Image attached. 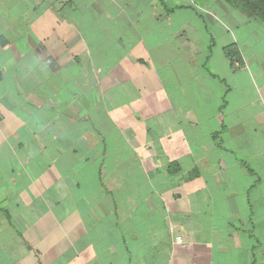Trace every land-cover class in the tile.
Masks as SVG:
<instances>
[{
	"label": "crops",
	"instance_id": "obj_1",
	"mask_svg": "<svg viewBox=\"0 0 264 264\" xmlns=\"http://www.w3.org/2000/svg\"><path fill=\"white\" fill-rule=\"evenodd\" d=\"M226 4L0 0V264H264V46L212 51Z\"/></svg>",
	"mask_w": 264,
	"mask_h": 264
},
{
	"label": "rangeland",
	"instance_id": "obj_2",
	"mask_svg": "<svg viewBox=\"0 0 264 264\" xmlns=\"http://www.w3.org/2000/svg\"><path fill=\"white\" fill-rule=\"evenodd\" d=\"M232 7H233V9L228 11V14H225V16H223L225 27L223 24H221V25H222V28L224 30V34H223V36H219V37L217 35L214 36L215 37L214 43L212 42V44L210 46L212 51L215 53L218 50V49H216L218 43L221 44V43L225 42L226 43L225 47L233 45L234 43H232V39L234 37H236V34L241 35L242 38L245 36H255V34H257L258 36H262V38L258 39L257 45H260V46L263 45L264 46V27H263L264 22L256 18L255 20L257 21L260 28H258L255 31L253 29L254 25H255L253 23L254 19L252 18L251 20H248L249 15H247L246 12H244L240 8H237L234 6H232ZM211 8L215 10V6H212ZM245 14L247 17L246 19L244 17H242V15H245ZM214 31H216V30L214 29ZM224 54L226 56L225 51H224ZM220 67H221V64L219 63L218 69L221 71L222 69Z\"/></svg>",
	"mask_w": 264,
	"mask_h": 264
},
{
	"label": "trees",
	"instance_id": "obj_3",
	"mask_svg": "<svg viewBox=\"0 0 264 264\" xmlns=\"http://www.w3.org/2000/svg\"><path fill=\"white\" fill-rule=\"evenodd\" d=\"M225 2L264 22V0H225ZM224 51L231 62H233L234 58L239 59V52L235 44L225 47Z\"/></svg>",
	"mask_w": 264,
	"mask_h": 264
},
{
	"label": "built area",
	"instance_id": "obj_4",
	"mask_svg": "<svg viewBox=\"0 0 264 264\" xmlns=\"http://www.w3.org/2000/svg\"><path fill=\"white\" fill-rule=\"evenodd\" d=\"M236 65H238V63H236ZM177 241L179 242V241H180V239H179V238H177Z\"/></svg>",
	"mask_w": 264,
	"mask_h": 264
}]
</instances>
